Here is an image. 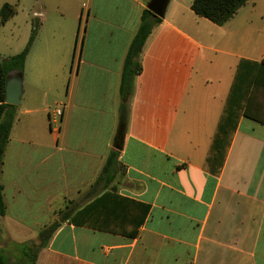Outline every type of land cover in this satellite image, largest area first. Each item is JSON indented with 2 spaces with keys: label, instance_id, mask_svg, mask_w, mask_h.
I'll return each instance as SVG.
<instances>
[{
  "label": "crops",
  "instance_id": "0c3cea01",
  "mask_svg": "<svg viewBox=\"0 0 264 264\" xmlns=\"http://www.w3.org/2000/svg\"><path fill=\"white\" fill-rule=\"evenodd\" d=\"M24 1L39 26L12 71L22 94L0 167V248L35 242L73 200L37 264H264V125L241 116L219 173L205 168L239 61L264 65V0L221 25L168 0L141 53L118 164L92 195L150 0ZM4 3L14 20L20 0Z\"/></svg>",
  "mask_w": 264,
  "mask_h": 264
},
{
  "label": "trees",
  "instance_id": "16d2710c",
  "mask_svg": "<svg viewBox=\"0 0 264 264\" xmlns=\"http://www.w3.org/2000/svg\"><path fill=\"white\" fill-rule=\"evenodd\" d=\"M246 1L192 0L190 8L195 14L221 25L228 21ZM13 11L12 5L4 3L0 7V23L4 24ZM162 18L163 15L156 16L148 8H144L141 12L138 26L128 45L122 64L118 89L120 103L112 146L99 175L87 191L88 195H92L96 191L101 179L105 175L110 176L113 166L118 164V157L123 146L128 124L129 99L134 89V78L142 69L141 53L146 39L152 29L162 21ZM38 26V22L32 23L29 38L21 51L7 58L0 59V167L17 108L15 105L4 102L5 80L10 72L22 71ZM241 116L264 125V65L248 59H241L236 67L222 113L213 134L205 161V168L210 172L219 173L223 158ZM215 161L216 165L214 164ZM2 189L0 182V216H3L6 210ZM69 204V207L66 206L59 211L57 218L38 231V243L34 241L21 243L11 241L0 248V264H37L39 250L47 244L60 223L65 221L78 206L73 200H70ZM145 214L146 208L140 216V222ZM73 217L71 218L72 222H76Z\"/></svg>",
  "mask_w": 264,
  "mask_h": 264
},
{
  "label": "rangeland",
  "instance_id": "374dc122",
  "mask_svg": "<svg viewBox=\"0 0 264 264\" xmlns=\"http://www.w3.org/2000/svg\"><path fill=\"white\" fill-rule=\"evenodd\" d=\"M20 2L21 4L16 6L18 14L15 19L6 22L4 25L0 24V59L18 53L23 49L27 41L29 27L33 23V20L31 21L32 23L30 22L32 8L24 0H20ZM26 12L28 13L27 15ZM35 243H38L37 239ZM2 244H4L3 238L0 239V246Z\"/></svg>",
  "mask_w": 264,
  "mask_h": 264
},
{
  "label": "water",
  "instance_id": "95a60500",
  "mask_svg": "<svg viewBox=\"0 0 264 264\" xmlns=\"http://www.w3.org/2000/svg\"><path fill=\"white\" fill-rule=\"evenodd\" d=\"M168 0H150L148 9L156 16H162ZM21 73L10 72L5 80L4 102L15 106L21 103L22 94Z\"/></svg>",
  "mask_w": 264,
  "mask_h": 264
},
{
  "label": "built area",
  "instance_id": "2783aa9c",
  "mask_svg": "<svg viewBox=\"0 0 264 264\" xmlns=\"http://www.w3.org/2000/svg\"><path fill=\"white\" fill-rule=\"evenodd\" d=\"M58 113L60 114V110L58 111Z\"/></svg>",
  "mask_w": 264,
  "mask_h": 264
}]
</instances>
